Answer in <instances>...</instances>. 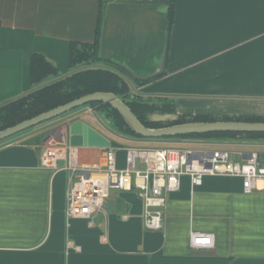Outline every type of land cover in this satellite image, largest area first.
Listing matches in <instances>:
<instances>
[{
	"label": "crops",
	"instance_id": "crops-1",
	"mask_svg": "<svg viewBox=\"0 0 264 264\" xmlns=\"http://www.w3.org/2000/svg\"><path fill=\"white\" fill-rule=\"evenodd\" d=\"M170 1L0 0V105L30 91L34 54L65 74L70 44H92L99 25L100 65L148 76L167 46L163 75L138 88L144 97L182 116L264 118V0H173L169 22ZM57 123L0 142V264H264V181L245 194L238 178L206 177L192 192L183 177L159 231L144 229L135 191L111 190L112 210L68 218L66 161L40 165ZM75 151L81 164L101 161V148ZM190 231L214 246L191 249Z\"/></svg>",
	"mask_w": 264,
	"mask_h": 264
},
{
	"label": "built area",
	"instance_id": "built-area-1",
	"mask_svg": "<svg viewBox=\"0 0 264 264\" xmlns=\"http://www.w3.org/2000/svg\"><path fill=\"white\" fill-rule=\"evenodd\" d=\"M82 111L75 118L94 114L90 107ZM75 118L59 124V128L45 139L40 156V165L46 169H56L59 160L66 161L65 169L69 171L66 191L68 218L89 219L94 213L105 211L111 190L135 191L142 204L144 229L159 231L163 227L167 195L179 191L183 177L189 179L192 192L202 185L206 177L238 178L245 194L251 193L259 182L264 181V158L253 151L243 159L242 152L226 149L110 145L101 148L99 164H81L76 156V147L68 142L67 128ZM120 152L123 154L122 166L117 158ZM127 217L123 215L122 219ZM189 246L194 250L211 249L213 237L190 231Z\"/></svg>",
	"mask_w": 264,
	"mask_h": 264
},
{
	"label": "trees",
	"instance_id": "trees-1",
	"mask_svg": "<svg viewBox=\"0 0 264 264\" xmlns=\"http://www.w3.org/2000/svg\"><path fill=\"white\" fill-rule=\"evenodd\" d=\"M172 2L169 9V22H171ZM101 14H99V17ZM99 23V19H98ZM99 25L92 44L71 43L69 46V71L65 74L59 73L56 68L46 61L41 55L34 54L30 60L29 81L30 91L19 98L0 105V130L14 126L24 120L33 118L43 112L57 106L71 102L81 96L102 92L112 93L119 98L136 116V118L148 128H159L163 125L149 122L147 115L151 113H174L173 105L169 102L155 103L147 98L135 94V85L143 86L161 76L143 82L134 80L127 75L122 67L107 61L100 65L98 57ZM132 84L134 86H132ZM140 94V93H139ZM145 100H144V99ZM90 107L97 113H105V118L124 137L140 138L135 135L124 123L120 115L107 104L97 102L90 103L75 110ZM187 120L180 116L178 120L169 123L179 124L186 121L209 122L216 120L206 116H192ZM236 121L264 122V118H233ZM223 120H231L223 118ZM184 138L196 139H264V134H239V133H214L200 136H186L179 138H166L161 140ZM144 140V139H143ZM111 146L115 144L111 143Z\"/></svg>",
	"mask_w": 264,
	"mask_h": 264
},
{
	"label": "water",
	"instance_id": "water-1",
	"mask_svg": "<svg viewBox=\"0 0 264 264\" xmlns=\"http://www.w3.org/2000/svg\"><path fill=\"white\" fill-rule=\"evenodd\" d=\"M167 54V46L163 48V52L158 64V69L154 73L148 76H138L131 72L129 69L121 66L120 64L115 63L116 65L122 67V69L127 73L129 77L138 81H149L155 79L159 76H162L165 69ZM101 102L107 104L111 107L112 110L116 111L127 127L137 136L142 139H153L161 140L166 138H179L186 136H200L207 134H216V133H239V134H264V122H244L231 120H223L225 117H212L216 120L209 122H193L186 121L179 124H171L179 119L180 116L177 113H151L147 115V120L153 123H159L163 126L159 128H148L141 124V122L136 118V116L131 112V110L114 94L112 93H102L95 92L81 96L71 102L65 103L63 105L57 106L53 109H50L46 112H43L33 118L24 120L20 123H17L14 126L8 127L6 129L0 130V142L4 141L12 136H15L19 133H22L26 130L39 126L45 122L51 121L57 117H60L64 114L69 113L75 109L88 105L90 103ZM151 102H156L155 100ZM98 119L102 124L110 130L117 129L105 118V113H96ZM187 120L192 116H184ZM58 127L55 128L58 129ZM118 132V131H117ZM119 133V132H118ZM68 142L72 147H96L103 148L109 147L111 145L109 139L104 135L100 134L94 130L91 126L85 123L83 120L78 118V120L72 122L67 128ZM130 138V137H127ZM215 138L208 139L214 140ZM205 140V139H200ZM225 141H234V142H263L264 139H222ZM250 152L243 153V159H247ZM105 207L109 210H112L113 201L107 200Z\"/></svg>",
	"mask_w": 264,
	"mask_h": 264
},
{
	"label": "rangeland",
	"instance_id": "rangeland-1",
	"mask_svg": "<svg viewBox=\"0 0 264 264\" xmlns=\"http://www.w3.org/2000/svg\"><path fill=\"white\" fill-rule=\"evenodd\" d=\"M132 86H134L132 84ZM138 88H140L139 85H135L133 87V91L135 94H138L140 96L141 92L138 91ZM140 93V94H139ZM143 97V96H142ZM148 99L150 101L156 100L152 99L151 97H145V99ZM144 99V98H143ZM144 99V100H145ZM77 110L70 111L67 114H64L60 117H57L51 121L45 122L40 126H44L47 124H51L53 122L63 123L64 120H66L67 116L73 115ZM95 114V115H94ZM94 114L80 117L81 120H83L85 123H87L89 126H91L94 130L99 132L100 134L107 137L110 141V143L115 144V146H118L120 144L125 146H153V147H170V146H184L188 149H207V150H215V149H226L231 152H241V151H260L264 152V143L263 142H234V141H225L221 138H215L214 140H200L196 138H182V139H172V140H153V139H139V138H127L124 137L122 134L118 133L115 130H110L107 127H105L99 120L94 112ZM70 119V118H69ZM36 128V127H35ZM38 128V127H37ZM34 129V128H32ZM46 138L45 136H42L38 138L40 142H42ZM127 139V140H125ZM181 142V143H180ZM180 144V145H179ZM89 161H95L97 162V157L94 154H90L88 156Z\"/></svg>",
	"mask_w": 264,
	"mask_h": 264
},
{
	"label": "flooded vegetation",
	"instance_id": "flooded-vegetation-1",
	"mask_svg": "<svg viewBox=\"0 0 264 264\" xmlns=\"http://www.w3.org/2000/svg\"><path fill=\"white\" fill-rule=\"evenodd\" d=\"M99 120V119H98ZM100 121V120H99ZM101 122V121H100ZM102 123V122H101Z\"/></svg>",
	"mask_w": 264,
	"mask_h": 264
}]
</instances>
